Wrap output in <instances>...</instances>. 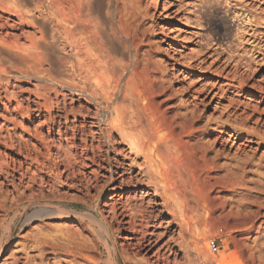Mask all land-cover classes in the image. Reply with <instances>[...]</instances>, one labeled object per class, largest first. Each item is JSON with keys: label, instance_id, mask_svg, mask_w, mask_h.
Instances as JSON below:
<instances>
[{"label": "rangeland", "instance_id": "rangeland-1", "mask_svg": "<svg viewBox=\"0 0 264 264\" xmlns=\"http://www.w3.org/2000/svg\"><path fill=\"white\" fill-rule=\"evenodd\" d=\"M9 225L0 264H264V0H0Z\"/></svg>", "mask_w": 264, "mask_h": 264}, {"label": "bare ground", "instance_id": "bare-ground-1", "mask_svg": "<svg viewBox=\"0 0 264 264\" xmlns=\"http://www.w3.org/2000/svg\"><path fill=\"white\" fill-rule=\"evenodd\" d=\"M55 1V0H54ZM57 1V0H56ZM58 2H59V0H58ZM61 2V1H60ZM93 2V1H92ZM58 5V4H57ZM62 6V5H61ZM65 7V6H64ZM88 9L91 11V10H93L94 8H93V5H91V6H89L88 7ZM64 11V10H63ZM69 15V14H68ZM65 22V21H64ZM101 22V21H100ZM65 25V24H64ZM63 26V25H62ZM54 28V27H53ZM105 28V27H104ZM57 31V30H56ZM91 31V30H90ZM83 33V32H82ZM85 33V32H84ZM85 35V34H84ZM82 36V35H81ZM85 39V38H84ZM81 43V42H80ZM90 43V42H89ZM87 45V44H86ZM94 47V46H93ZM72 49V48H71ZM85 49V48H84ZM89 52V51H88ZM94 52V51H93ZM85 54V53H84ZM96 55V54H95ZM100 60V59H99ZM103 62V61H102ZM72 64V63H71ZM93 64H94V61H93ZM102 64V63H101ZM95 65V64H94ZM84 67V66H83ZM94 68H96V67H94ZM84 69V68H83ZM97 69V68H96ZM86 70V69H85ZM83 72V71H82ZM86 72V71H85ZM96 76V75H95ZM84 78V77H83ZM116 117H117V113H116V115H115ZM115 116H113V117H115ZM112 119V118H111ZM110 119V120H111ZM115 121V120H114ZM116 122V121H115ZM132 122V121H131ZM109 123V122H108ZM111 123V122H110ZM107 126V125H106ZM113 127H116V126H113ZM114 129V128H113ZM120 130V129H119ZM124 130V129H123ZM132 130V129H131ZM130 130V131H131ZM130 131H129V133H130ZM121 133V132H120ZM129 133L128 134H126V138H130V141H132L133 142V144H135V148L137 149L138 147L139 148H141V146L143 145H140V146H136L137 145V143L139 142L140 143V138H139V141H137L138 140V137H137V134L135 135L136 137H137V140L136 139H134L135 138V136H133L132 134V136L133 137H131L130 135H129ZM122 134H123V132H122ZM124 135V134H123ZM134 139V140H133ZM161 139V138H160ZM110 140V139H109ZM137 141V143H135L136 141ZM132 142H130V143H132ZM152 147V146H151ZM148 150V149H147ZM150 151V150H149ZM178 153V152H177ZM157 155V154H156ZM152 164V163H151ZM36 197V196H35ZM38 203V202H37ZM38 205V204H37ZM35 206V205H34ZM36 208H37V211L41 214V215H43V216H50L51 214H54V212H59V210L58 209H56V210H54V208H55V206H54V208H52V207H48L46 204H42L41 206H36ZM87 212H89V211H87ZM87 212H85V213H79V212H76V211H72V214H74V216H76L77 218H84V219H87L88 220V222H93L92 224H97L98 225V227H100V228H102L103 226H102V222H100L99 220H97V219H95L94 217H93V215H90V214H88ZM18 215H16L15 214V218L17 217ZM35 217V216H34ZM29 219V217H27V220ZM26 220V221H27ZM85 221V220H84ZM13 222V221H12ZM7 224V223H6ZM95 224V225H96ZM10 226L11 225H9V227L6 229H3L4 231H3V234H2V237L0 238V248H2V246H3V239H4V237L6 236V234H7V232H8V230H9V228H10ZM99 228V229H100ZM98 229V230H99ZM103 229L104 228H102V231H103ZM104 232V231H103ZM105 234V233H104ZM101 235V234H100ZM58 239V238H57ZM225 259L223 258L222 260H221V264H233L232 262H225L224 261ZM112 263V262H111ZM110 264V263H109Z\"/></svg>", "mask_w": 264, "mask_h": 264}, {"label": "built area", "instance_id": "built-area-1", "mask_svg": "<svg viewBox=\"0 0 264 264\" xmlns=\"http://www.w3.org/2000/svg\"><path fill=\"white\" fill-rule=\"evenodd\" d=\"M224 238L222 228L216 229L215 233L207 239L206 247L211 254H217Z\"/></svg>", "mask_w": 264, "mask_h": 264}]
</instances>
